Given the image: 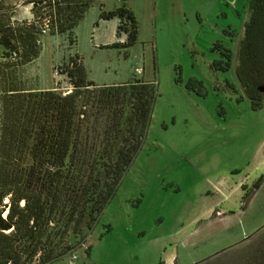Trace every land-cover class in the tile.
Returning <instances> with one entry per match:
<instances>
[{"label": "rangeland", "instance_id": "1", "mask_svg": "<svg viewBox=\"0 0 264 264\" xmlns=\"http://www.w3.org/2000/svg\"><path fill=\"white\" fill-rule=\"evenodd\" d=\"M6 2L14 19L34 17L24 0ZM249 3L96 0L74 33L44 31L40 56L11 69L23 87L67 89L57 67L78 54L98 84L143 79L159 89L147 139L103 217L84 237L61 229L55 250L72 247L44 264H264V177L253 187L264 175V100L254 109L225 83L236 82L233 71L211 67L221 57L213 46L222 27L240 29ZM123 5L137 17L138 40L114 47L128 36H118V18L99 15L101 6ZM192 80H203L204 95ZM212 205L227 214L194 218ZM42 252L26 264H42Z\"/></svg>", "mask_w": 264, "mask_h": 264}, {"label": "trees", "instance_id": "2", "mask_svg": "<svg viewBox=\"0 0 264 264\" xmlns=\"http://www.w3.org/2000/svg\"><path fill=\"white\" fill-rule=\"evenodd\" d=\"M95 2L24 0L34 17L19 20L12 6L0 0V264H26L40 250L42 264L60 257L72 247L69 242L55 250L61 229L75 238L86 236L147 139L159 96L154 81L98 84L78 54L57 67L69 80L67 89L26 88L12 73L14 66L40 56L44 31L74 33ZM249 10L237 53L216 41L213 49L221 57L211 67L233 71L236 82L230 78L225 83L258 109L264 100V0H250ZM99 17L118 18V36H128L112 46L138 40L137 17L126 5L109 11L101 6ZM225 31L238 37L232 27ZM203 84L189 82L200 95L206 92L197 85Z\"/></svg>", "mask_w": 264, "mask_h": 264}, {"label": "crops", "instance_id": "3", "mask_svg": "<svg viewBox=\"0 0 264 264\" xmlns=\"http://www.w3.org/2000/svg\"><path fill=\"white\" fill-rule=\"evenodd\" d=\"M224 15H227L228 16V14L227 13H224ZM230 27H232V26H230ZM243 27V28H242ZM229 29V28H228ZM234 29H236V28H234ZM225 30H227V29H224V27H222V39H218V40H216V41H219V40H221V41H223L224 42V44L226 45V46H228L229 48H233L234 50H237V48H238V45H239V41H240V38H241V35H242V33H243V30H244V25H242L241 26V28L240 29H236V30H238V37H236L235 35H231V34H228ZM229 38V40H233L234 41V43H236V46L235 47H231L230 45H228V41H227V39ZM218 59V58H217ZM48 88H52V87H48ZM239 190V188L237 189V191ZM243 190V189H242ZM243 192L241 191L240 192V195L242 194ZM239 197H241V196H239ZM228 209H226V208H224V207H221V208H218V207H216V206H214V205H212V206H208L205 210H204V213L201 215V216H196V217H194L196 220H198L200 217H203V216H205L204 218L205 219H210V218H214V217H224L227 213H226V211H227ZM206 220V222H202L201 223V225H203V226H206V227H209L208 225H209V222ZM200 221H202V220H200ZM200 221H198V223H197V225L199 224L200 225ZM205 224V225H204ZM199 226H197L195 229H197Z\"/></svg>", "mask_w": 264, "mask_h": 264}, {"label": "built area", "instance_id": "4", "mask_svg": "<svg viewBox=\"0 0 264 264\" xmlns=\"http://www.w3.org/2000/svg\"><path fill=\"white\" fill-rule=\"evenodd\" d=\"M16 55V54H15ZM137 72H141L139 69H137Z\"/></svg>", "mask_w": 264, "mask_h": 264}, {"label": "bare ground", "instance_id": "5", "mask_svg": "<svg viewBox=\"0 0 264 264\" xmlns=\"http://www.w3.org/2000/svg\"><path fill=\"white\" fill-rule=\"evenodd\" d=\"M5 214H7V213H5Z\"/></svg>", "mask_w": 264, "mask_h": 264}]
</instances>
